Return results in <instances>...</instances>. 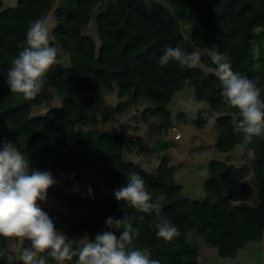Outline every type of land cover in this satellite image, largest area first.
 Instances as JSON below:
<instances>
[{
    "label": "trees",
    "instance_id": "1",
    "mask_svg": "<svg viewBox=\"0 0 264 264\" xmlns=\"http://www.w3.org/2000/svg\"><path fill=\"white\" fill-rule=\"evenodd\" d=\"M96 7L103 8L100 0H17L12 6H4L0 0V144L25 140L31 148L36 147L28 157L30 168L56 174L69 169L72 154L88 160L98 180L86 186L72 203L83 213L75 233L94 237L104 229L108 217H126L133 227L140 228L137 248L148 249L150 257L161 264H196V248L187 240L194 230L219 257L235 258L250 242L261 241L264 234V135L244 146L254 159L252 186L233 166L214 161L208 167L205 199L190 201L181 195L171 167L161 164L156 172H148L124 160L128 148L125 139L96 127L90 95L99 89L116 88L120 98L147 100L167 129L172 124L169 106L173 97L191 82L195 100L208 104L199 110L197 125L208 123L204 111L209 116L220 114L214 122L216 150L231 151L242 143V135L234 132L235 122L225 114L238 112L224 105L222 85L210 57L203 56L201 61L212 73L198 67L181 69L174 61L160 66L159 59L166 47L177 46L188 53L194 48L226 53L234 72L258 81L264 99V72L256 69L254 55V45L264 39V0H169L167 6L146 0H109L106 10L96 17L98 48L84 32ZM50 13L56 23L53 38L68 55L69 65L54 66L42 91L26 101L10 92L7 72L12 59L26 46L29 24ZM186 25L192 29L190 37L184 34ZM50 44L57 48L55 42ZM58 59L62 60L59 50ZM52 91L62 97L60 108L32 116L35 107L53 98ZM79 124L87 132L77 137L73 130ZM44 133L53 135L54 140L40 147ZM130 171L144 179L152 203L157 205L155 196L163 197L159 212L139 213L115 199L114 192L127 184ZM253 187L256 205L247 203ZM102 188L113 190L104 195ZM162 217L180 232L170 242L156 236L155 225ZM0 251L4 252L0 264H9L10 240L0 237ZM47 264L55 262L48 258Z\"/></svg>",
    "mask_w": 264,
    "mask_h": 264
},
{
    "label": "clouds",
    "instance_id": "2",
    "mask_svg": "<svg viewBox=\"0 0 264 264\" xmlns=\"http://www.w3.org/2000/svg\"><path fill=\"white\" fill-rule=\"evenodd\" d=\"M53 23L47 15L31 22L26 30V46L12 59L7 72L6 83L10 92L23 96L26 101L34 100L46 84L51 69L62 63L58 50L51 46ZM202 53L199 50L185 52L180 46L166 47L159 59L160 66L170 61L181 69L199 66ZM210 59L215 65L214 75L222 85L221 96L224 105L238 112L234 132L242 135V143L253 142L255 137L264 135V99L258 81L234 72L226 53L212 52ZM185 110L203 109L202 102L176 101ZM209 123L215 122V115L203 112ZM127 184L114 192L115 199L139 213L159 212L152 203L144 179L130 171ZM56 183L50 170L30 168L27 155L17 143L4 141L0 144V237L6 240L25 241L19 259L22 264H47L51 258L55 264H161L152 259L148 249H139L135 241L140 237L139 227H133L126 217H108L104 229L89 237L69 238L57 229L53 219L42 210L40 204L47 199V192ZM89 194L92 190L88 189ZM143 219V216L140 217ZM156 236L170 242L180 235L179 230L167 219L156 223ZM120 235L117 236L116 232ZM0 255H4L0 251Z\"/></svg>",
    "mask_w": 264,
    "mask_h": 264
},
{
    "label": "rangeland",
    "instance_id": "3",
    "mask_svg": "<svg viewBox=\"0 0 264 264\" xmlns=\"http://www.w3.org/2000/svg\"><path fill=\"white\" fill-rule=\"evenodd\" d=\"M4 6H12L17 0H1ZM109 0H100L103 10L96 7L90 12L88 27L84 30L95 41L96 47L100 45L96 29V17L101 11L106 10ZM159 2L167 6L169 0H146ZM49 17L53 23L51 40L56 43L62 58L63 65H69L68 55H65L53 38V30L56 26L53 14ZM184 34L190 37L192 29L186 25ZM202 53V56L210 57L212 51L194 48ZM255 66L264 72V39L254 45ZM207 73H212L202 61L198 66ZM50 101L42 103L32 110V116H43L50 109L60 108L62 97L54 91ZM177 100L196 101L191 82L185 88L176 93L169 106L171 110V127L165 128L161 120L154 112V105L147 100H134L132 97L120 98L116 88L111 91L99 89L90 95L92 116L96 127L105 132L121 135L128 148L124 153V160L140 165L148 172H156L159 165L165 164L172 168L174 180L180 186L181 195L190 201H202L205 199V182L208 178V167L212 162H221L227 166H233L243 173V181L251 186L253 156L251 150L235 147L227 153L216 150L217 132L214 123H206L199 127L197 121L199 110L188 111L180 107ZM203 109L208 104L203 103ZM0 109V113H1ZM220 114H215L217 118ZM231 121L236 122L239 116L225 114ZM216 120V119H215ZM87 128L81 124L76 125L73 134L77 137L85 134ZM53 135L44 133L40 147L45 143H52ZM17 147L28 157L34 153L36 147H30L25 140L19 139ZM69 169L64 173L52 172L56 183L48 189L47 199L40 204L54 221L58 230L64 232L69 238H80L84 233H75V226L82 219L83 213L73 206L77 197L83 195V191L89 184H97V173L89 168L88 160L77 154L69 157ZM113 189L102 188L101 194L110 195ZM158 208L163 204L162 196H155ZM74 200V201H73ZM250 205L257 204V192L253 187L252 197L248 200ZM187 240L192 243L197 251L196 264H264V234L261 241L250 242L246 248L240 250L235 258L224 259L216 254V249L202 242L201 235L197 231L189 232ZM27 241L21 245L18 241L10 240L9 264H22L19 256L24 247H28ZM74 264V262H70Z\"/></svg>",
    "mask_w": 264,
    "mask_h": 264
}]
</instances>
